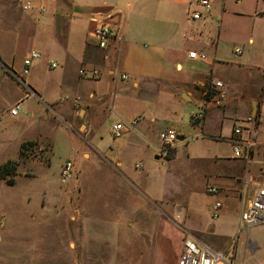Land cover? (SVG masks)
Returning <instances> with one entry per match:
<instances>
[{
    "label": "crops",
    "instance_id": "1",
    "mask_svg": "<svg viewBox=\"0 0 264 264\" xmlns=\"http://www.w3.org/2000/svg\"><path fill=\"white\" fill-rule=\"evenodd\" d=\"M210 1L211 11L196 19L192 13L201 10L196 0H46L44 12L39 10L41 0H0V66L3 68L0 84L6 80L7 73L15 77L11 71L22 70L24 58L33 50V44L41 45L44 49L42 56L46 55L47 64L51 66L50 61L58 59L65 72L60 79H56V85H66L77 90L75 94L72 93L73 97H80L79 92L82 95L77 106L72 97V102L61 108L60 112L74 119L75 124L82 121L79 125V129L85 127L82 135L92 138L100 153L109 155L111 164L119 166L117 172L120 175L117 179L104 177L98 183H90L78 178L80 176L77 173L71 185L51 191L49 200L44 193L41 207L50 205L51 201L52 205L61 206L62 209L57 207L56 211L26 213L18 236L13 229L8 232L9 236L7 232L1 231L4 238H17V242H14L18 244L20 253L7 257L10 261H27V264H178L186 238L192 237L212 246L196 234L194 227L185 223H171L169 205L172 196L161 186L162 177L159 183V173L154 172L151 176L137 168V175L131 177L124 173L129 167L123 159L124 154H132L126 152L131 135L136 134V139H139L146 137L149 131L140 126L143 121L140 115L134 117V108L149 116V121L153 124L169 119L166 127L161 128L158 133L168 127L174 128L172 118H169L171 115L163 110L158 111L159 103L136 98L137 91L146 89L148 85L158 84L159 88H169V96L178 103L180 102L175 97L177 95L185 102L196 100L204 104V126L209 119L210 109H213L212 106L215 108V105L223 107V118L232 119L225 111L231 99L228 84L221 78L214 79L202 71L203 65L210 67L211 75L219 67L222 71H229L226 60L219 56L220 40L210 37L211 28L216 25L226 22L228 27L232 24L242 27L244 37L241 43L251 48V56L234 68L241 74L245 89H264V0ZM26 2L31 3L28 9H24ZM100 24L109 26L112 32L108 45L104 48L99 47L90 34ZM4 45L8 49H23L25 52L23 60L18 64L19 70L15 68L16 56L12 57L11 63L1 60L6 56ZM237 47L233 48V56ZM193 50L206 53L207 59L190 58L188 53ZM207 51H212V54ZM40 59L35 60L32 66ZM79 61H82L78 69L81 78H88L79 74L82 67L99 70L97 76L90 77L93 83L81 84L67 75ZM172 71L179 75L170 80L167 77H171ZM256 72L259 73V78L253 74ZM123 74L128 76L130 87H118L117 76L124 79ZM28 75L25 79L29 89L40 94L41 89L29 82ZM217 80L223 83L224 98L217 96L219 90L211 84ZM112 86L115 89L113 102H119L121 106L133 110V116L127 121L136 117H140V121L135 129L125 133L122 138L113 139L111 146L100 147L105 132L112 134L113 124L122 120L117 118L107 130L100 129V102L108 96ZM3 87L5 91L12 90L8 81ZM197 89L203 90L204 95L208 92L210 94L212 89L216 91L206 98L198 95ZM11 93L14 97L10 106L23 100L24 95L13 90ZM184 94L190 99H185ZM158 100L161 101L162 98L158 97ZM251 101L254 109L256 101L250 95L248 102ZM248 102L245 104L246 112ZM193 112L191 111V115ZM27 114L32 116L33 112L29 111ZM250 114L255 117L254 110ZM258 116L259 129L264 130V113ZM45 117L48 118L49 114ZM237 121H233L232 129L241 123ZM243 126L245 132L249 125ZM46 132L48 129L42 127L35 130L32 137H42ZM179 136L182 137L179 140L185 138ZM159 143L160 141L153 145L148 141L143 149L138 144H133V149L143 156L152 150L155 160L159 161L162 159L158 152ZM82 150V156L89 155V158L90 153ZM255 164L256 161L237 158L232 153L228 158H220L205 169V173H210L218 185L220 198L214 202L221 201L220 214L227 215L230 207L241 213L245 200L255 190L254 185L264 182V172H259L261 167H255ZM153 170L156 169L153 167ZM194 179L195 177L190 178V183ZM248 185L252 188L249 192L246 191ZM40 224L44 225V232L38 228ZM231 224L240 227V218L238 222L236 220ZM249 246L252 252L259 249L258 244L252 240L249 241ZM212 247L227 250L226 247ZM39 252L41 257L33 255H39ZM227 255L230 260L236 254L231 251ZM229 263L233 264V261Z\"/></svg>",
    "mask_w": 264,
    "mask_h": 264
},
{
    "label": "rangeland",
    "instance_id": "2",
    "mask_svg": "<svg viewBox=\"0 0 264 264\" xmlns=\"http://www.w3.org/2000/svg\"><path fill=\"white\" fill-rule=\"evenodd\" d=\"M241 28L237 24L228 27L226 22L211 28L210 37L220 40L221 52L219 56L226 60L229 71H222L219 67L215 68L211 75L208 65H203L202 69L203 72L205 71V75L212 76L214 79L219 77L225 84H228L231 99L227 103L225 111L232 119L223 118V107L215 105V108L212 106L213 109H210L208 113L209 119L205 126L204 120L195 124L191 119V111H203L205 114L204 104L198 103L196 100L185 102L177 95L175 97L180 102L178 103L169 96L171 93L169 88H159L158 84L148 85L146 89H139L136 98L140 97L148 102L159 103L158 111L163 110L167 115H171L169 118H172L173 127L178 135L185 136V138L176 142V150L174 148L167 159L155 160V153L152 150L146 156L136 153L137 150L133 149V144H138L143 149L148 141L153 145L159 142L158 131L166 127L169 119L153 124L149 121V116L134 108V117L140 115L143 119L140 126L148 128L149 131L146 137L136 139V134H132L128 139L126 152L132 154L130 156L123 155L124 162L129 167V170H124V173L135 177L137 168L143 169L142 171L151 176L154 172L159 173V178H157L159 183L160 177H162L161 186L172 196V202L169 205V212L172 216L171 223H185L192 226L196 234L208 243L210 242L212 246L221 249L226 247L228 253L235 251V257L232 256V253L231 257L233 258L229 260L233 261V264L240 262L243 264H264V226L257 224L251 228H244L232 225L231 222L236 220L238 222L241 214L234 207H230L227 215L220 214L217 219L212 218L211 206L217 198H220V195H218L219 189L216 194L208 192V187L218 188V185L210 173H205V169L216 160L228 158L233 153V143L230 137L233 134V121L236 120L243 125H249L245 128L242 136L243 139L251 143L249 160L256 161L255 167L259 165L261 167L258 168L259 172H264V130L259 129L258 118L260 113H264V89L257 88L250 91L245 89L241 74L234 68L238 63L244 62L251 56V48L249 49L241 43V39L244 37ZM4 46L6 56L1 60L11 63L12 57L16 56L17 65L15 68L19 70L18 64L23 60L25 52L22 51L23 49L13 50ZM237 46L241 47L243 53L239 57H234L233 48ZM31 48L43 54L44 49L41 45L35 43ZM207 52L212 54V51ZM46 61L47 57L43 55L31 67L27 78L31 84L41 89L40 94L25 87L22 82L9 73H7L6 80L4 79L0 84V165L7 164L11 167V170L0 169V264H27V261H10L7 258L16 256L20 250L18 244L14 242H17V238L15 240L13 236L9 239L4 238L1 231L7 232L9 236L8 232L13 229V232L18 236L26 213L56 211L57 207L62 209L61 206L52 205L51 201L50 205L41 207L44 193L49 200L51 191L64 189L66 185H71L72 180L76 179L77 173L80 176H77L78 178L85 179L90 183H98L104 177H113V179L120 177L117 172L119 166L112 165L109 155L100 153L96 149L95 141L92 138L82 135L85 128L82 126L79 129L82 121L75 124L74 119L66 117L60 112L61 108L72 102L71 98L77 90H72L66 85H56V79H60V76L65 72L61 69L58 59L54 60L55 67L49 66ZM81 62L79 61L67 75H71L81 84L93 83L90 77H79L78 69ZM2 70L3 68L0 66V74ZM173 72H171V77H167L168 79L177 78L176 76L179 74ZM253 74L257 78L260 77L258 72ZM7 81L13 91H17V94L21 96L24 95L22 98L23 111L17 116H11L9 113L14 94L11 93L12 90H9L10 92L4 90L3 84ZM117 81L118 87H130L131 85L129 79H121L119 75ZM226 86L225 88H227ZM215 91L212 89L210 94ZM196 92L201 97H210L209 92L205 95L202 94L203 90L197 89ZM78 94L80 97L82 96L80 92ZM114 94L115 89L112 86L108 96L100 102L102 107H100V115H98L100 129L107 130L117 118L127 121L133 116L132 109L121 106L119 102H113ZM250 95L256 101L254 103L256 110L255 117L252 116V120L247 121L246 118L251 116L250 113L253 110V101L248 102ZM66 97L68 99H65ZM158 97L162 100L157 101ZM247 102L248 111L246 112L245 104ZM29 111L33 112L32 116L27 114ZM47 114H49L48 118L45 117ZM80 115L82 116L83 112ZM42 127L48 129V132L42 137L33 138L34 131ZM103 137L100 147H108L114 143L110 132H105ZM23 142L25 145H22ZM81 150L90 153V157L88 158L89 155L82 156ZM172 154L174 155L172 156ZM67 161H71L73 164V175L66 183H62L59 174L62 165ZM139 164H141L140 168L137 166ZM153 167L156 169L155 171ZM262 175L264 176V174ZM193 177H195L194 182L190 183L189 179ZM250 189H252L251 185H248L246 191L249 192ZM138 194L142 195L141 192ZM66 210L65 204L64 211ZM147 211L149 212V210ZM38 228L44 232V225L40 224ZM250 240L258 244L257 251H251ZM38 254L40 256L33 255L41 257V253Z\"/></svg>",
    "mask_w": 264,
    "mask_h": 264
},
{
    "label": "built area",
    "instance_id": "3",
    "mask_svg": "<svg viewBox=\"0 0 264 264\" xmlns=\"http://www.w3.org/2000/svg\"><path fill=\"white\" fill-rule=\"evenodd\" d=\"M46 0H41L42 4L39 6L40 11H45L46 7L44 2ZM201 6V10L194 11L192 16L194 18H200L207 15L212 8L210 0H196ZM31 7L30 2H26L24 9ZM262 9L264 10V1L262 3ZM91 36L96 40L99 47L104 48L108 45V40L112 34L109 26L105 24H100L91 31ZM242 53V49L237 47L234 49V56L238 57ZM190 58L206 60L207 54L202 52H197L195 50L188 53ZM42 58V53L36 50H32L24 58L23 68L20 72L11 71V73L16 77V79L23 83L27 88L29 85L26 82V76L30 72V67L35 60ZM51 67H55L56 63L50 61ZM99 71L95 68L82 67L79 70V74L83 77L97 76ZM122 78L128 79L126 74L122 75ZM211 84L219 91L217 96L219 98H224L225 93L222 90L223 83L220 80L214 81ZM68 99V97H66ZM73 103L77 106L80 102V97L75 96L72 98ZM23 111V100L15 102L9 109L11 116H17ZM204 118L203 111H194L191 115L192 122L195 124L200 123ZM252 116L247 117V121L252 120ZM140 121V117L133 118L130 121L118 120L112 126V136L113 139L117 140L122 138L125 133L135 129L136 125ZM244 126L243 124H238L234 126L233 134L231 137V142L233 143V153L234 157L241 159H249L251 155V143L243 139ZM179 140V135L176 129L168 127L159 133V146L158 152L162 159L169 158L171 152L175 148L176 142ZM139 168L141 164L137 165ZM73 164L71 161L64 163L60 170V180L65 183L72 175ZM254 192L249 198H247L243 204V208L240 216V227L251 228L254 225L260 224L264 226V182L254 185ZM209 193H218V188L215 186L208 187ZM222 207L221 201L217 200L212 205L211 217L217 219L220 215V209ZM178 264H230L229 257H227V250H217L214 249L207 243L200 242L199 240L188 237L183 242V249Z\"/></svg>",
    "mask_w": 264,
    "mask_h": 264
},
{
    "label": "trees",
    "instance_id": "4",
    "mask_svg": "<svg viewBox=\"0 0 264 264\" xmlns=\"http://www.w3.org/2000/svg\"><path fill=\"white\" fill-rule=\"evenodd\" d=\"M22 145H25V143L23 142ZM4 168L11 170V167H9V165H7V164L5 166L4 165H0V169H4Z\"/></svg>",
    "mask_w": 264,
    "mask_h": 264
},
{
    "label": "water",
    "instance_id": "5",
    "mask_svg": "<svg viewBox=\"0 0 264 264\" xmlns=\"http://www.w3.org/2000/svg\"><path fill=\"white\" fill-rule=\"evenodd\" d=\"M183 97H184L185 99H187V100H189V99H190V98H189L188 96H186L185 94L183 95ZM253 110H254V111L256 110V109H255V107H254V109H253ZM181 138H182V137H180V136H179V139H181Z\"/></svg>",
    "mask_w": 264,
    "mask_h": 264
}]
</instances>
